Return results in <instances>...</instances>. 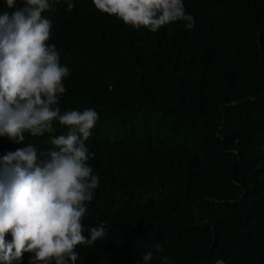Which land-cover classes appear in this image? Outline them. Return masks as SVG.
Instances as JSON below:
<instances>
[{
	"label": "trees",
	"instance_id": "obj_1",
	"mask_svg": "<svg viewBox=\"0 0 264 264\" xmlns=\"http://www.w3.org/2000/svg\"><path fill=\"white\" fill-rule=\"evenodd\" d=\"M72 2L49 0L43 15L71 69L58 106L99 114L83 222L106 228L76 264H143L157 243L168 264H264V0H183L194 28L155 33ZM54 128L20 144L0 136V157L28 143L47 153L68 131Z\"/></svg>",
	"mask_w": 264,
	"mask_h": 264
},
{
	"label": "clouds",
	"instance_id": "obj_2",
	"mask_svg": "<svg viewBox=\"0 0 264 264\" xmlns=\"http://www.w3.org/2000/svg\"><path fill=\"white\" fill-rule=\"evenodd\" d=\"M92 2L137 30L155 33L177 21L195 26L183 0ZM66 3L70 12L75 5ZM6 5L14 11L0 14V136L20 144L25 133L55 132L57 121L68 131L49 137L53 148L45 154L28 143L0 157V264H17L25 253L31 254L29 264H76L77 247L91 246L106 234L103 224L86 227L83 222L99 186L89 165L95 153L86 143L99 114L93 108L62 112L58 106L71 69L61 64L56 45L48 43L53 25L43 13L51 8L49 0H22L20 7L17 0H6ZM163 252L155 244L142 255L143 264H151L157 254L168 264Z\"/></svg>",
	"mask_w": 264,
	"mask_h": 264
}]
</instances>
